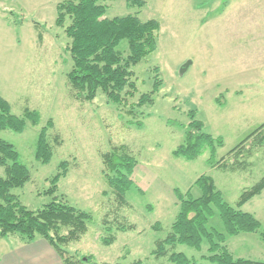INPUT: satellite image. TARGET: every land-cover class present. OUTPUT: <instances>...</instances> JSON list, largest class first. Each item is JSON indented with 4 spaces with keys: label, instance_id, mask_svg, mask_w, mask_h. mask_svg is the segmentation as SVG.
Wrapping results in <instances>:
<instances>
[{
    "label": "rangeland",
    "instance_id": "374dc122",
    "mask_svg": "<svg viewBox=\"0 0 264 264\" xmlns=\"http://www.w3.org/2000/svg\"><path fill=\"white\" fill-rule=\"evenodd\" d=\"M145 1L143 7L127 0L108 3L107 17L138 14L143 20L161 23L157 50L134 68L138 93L124 106L107 102L102 92L90 102L70 96V40L56 24L60 0H0V94L16 115L24 116L26 110L40 114L39 125L27 120L23 132L0 130V139L13 143L32 171V180L15 192L30 209L42 208L53 200L45 193L50 177L62 161H68L58 195L93 215L88 232L69 249L78 257L91 255L98 264L139 260L161 264L163 260L153 250L157 240L170 231L179 211L175 189L199 197L202 191L195 182L208 175L225 201L236 208L243 192L264 176V143L259 140L238 159L229 156L264 125V0ZM121 48H127L126 42ZM156 67L163 85L154 96L155 103L140 108L137 116L128 113L142 93L152 90ZM191 109L197 110L205 131L223 138L214 160L226 157L227 169L211 164L207 146L195 160L174 155L185 141ZM50 119L54 121L49 130L54 156L43 164L36 159L35 148L41 128ZM55 135L61 144L55 142ZM252 140L247 142L248 148ZM120 144L128 145L138 160L135 184L127 193L130 206L121 211L123 222L135 227L126 232L113 228L117 240L105 245L102 221L111 202L105 193L110 189L102 172V153ZM235 160L243 163L234 165ZM3 173L0 168V175ZM241 209L254 214L264 228V191ZM157 222L160 229L154 228ZM208 224L225 235V244L235 256L264 261L260 232L228 235L216 207ZM17 240L18 235L0 238V257ZM206 249L178 247L198 260L207 254Z\"/></svg>",
    "mask_w": 264,
    "mask_h": 264
},
{
    "label": "trees",
    "instance_id": "16d2710c",
    "mask_svg": "<svg viewBox=\"0 0 264 264\" xmlns=\"http://www.w3.org/2000/svg\"><path fill=\"white\" fill-rule=\"evenodd\" d=\"M110 1L116 0H60L56 24L64 28L70 40V96L80 102H90L102 92L107 102L127 106L128 98L136 97L138 93L134 68L157 50L161 23L157 19L143 20L138 14L107 17ZM127 1L139 7L146 3L145 0ZM124 42L127 44L125 50L121 48ZM155 71L152 90L142 93L138 100L131 104L128 113L137 116L141 113L140 108L155 103L154 96L163 85L159 68L156 67ZM189 118L190 121L185 127V141L174 150V155L195 160L207 146L211 149V164L227 169L229 160L226 157L214 160L217 148L224 144L223 138L214 137L205 131L204 122L198 118L196 109L189 111ZM27 120L37 126L40 123V114L35 110H26L24 116L16 115L11 103L0 94V130L23 132ZM137 122L142 125V122ZM52 128L54 121L50 119L41 128L36 142L35 157L43 164L50 163L54 156V146L49 139V130ZM263 128L264 125L248 136L229 153V156L232 155L236 159L243 156L244 150H251L257 145L256 139L259 140L258 143L263 144L264 136L260 137L264 133ZM252 138L248 148L247 142ZM54 140L61 144L58 135H55ZM102 159L103 176L110 189L105 193L109 195L111 207L103 217L106 232L101 235V240L105 245H112L117 240L113 228L126 232L135 227L123 222L121 211L130 206L127 193L135 184L133 174L138 160L126 144L113 146L109 151L102 153ZM237 163L243 162L235 160L234 165ZM68 166V161H62L58 172L49 179L50 187L45 193L53 196V200L38 210L30 209L15 190L32 180V171L23 161L16 146L0 139V168L4 171L3 175H0V238L18 235L21 241L31 243L41 236L55 249L65 264H98L93 263L91 255L78 257L69 249L71 243L81 241L88 232L93 215L59 197V182L67 176ZM195 184L202 191L199 197H192L190 191L183 193L180 189H175L179 211L170 231L164 238L157 240L153 250L155 257L163 260L161 264H205L203 261L209 264H264V261L235 256L225 244V235L210 228L208 224L216 207L228 235L260 232L264 242L262 223L254 214L241 209L244 204L264 191V176L257 184L243 192L236 208L225 201L211 176L202 175ZM160 227L158 222L154 225L155 229ZM180 245H187L198 251L207 246V254L202 255V260H198L178 250ZM133 264L145 263L139 260Z\"/></svg>",
    "mask_w": 264,
    "mask_h": 264
},
{
    "label": "crops",
    "instance_id": "0c3cea01",
    "mask_svg": "<svg viewBox=\"0 0 264 264\" xmlns=\"http://www.w3.org/2000/svg\"><path fill=\"white\" fill-rule=\"evenodd\" d=\"M17 241L14 246L4 248L0 264H65L45 239L37 238L31 243Z\"/></svg>",
    "mask_w": 264,
    "mask_h": 264
}]
</instances>
